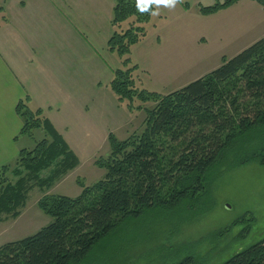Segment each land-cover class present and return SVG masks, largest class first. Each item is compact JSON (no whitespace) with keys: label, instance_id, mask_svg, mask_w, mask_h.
Here are the masks:
<instances>
[{"label":"trees","instance_id":"trees-1","mask_svg":"<svg viewBox=\"0 0 264 264\" xmlns=\"http://www.w3.org/2000/svg\"><path fill=\"white\" fill-rule=\"evenodd\" d=\"M115 1L117 31L107 46L123 67L114 72L110 86L121 101H129L131 110L135 100L157 105L146 110L142 133L124 141L110 135L111 154L97 163L106 170L103 180L92 186L81 183L77 198L45 194L39 200L40 210L52 221L33 236L1 246L0 264H81L126 220L200 196L209 171L235 149L241 136L264 127V37L184 88L168 95L152 93L138 87V66L131 54L147 38L155 6ZM239 1L224 0L199 11L210 16ZM253 1L264 6V0ZM16 112L23 121L20 135L35 139V132L43 131L46 136L33 148L22 149L15 166H0V219L21 216L33 182L51 188L79 165L64 136L44 109L32 106L30 96L18 103ZM58 161L51 176L41 177ZM10 175L19 177L16 183ZM177 264L194 263L187 258ZM222 264H264V239Z\"/></svg>","mask_w":264,"mask_h":264},{"label":"rangeland","instance_id":"rangeland-1","mask_svg":"<svg viewBox=\"0 0 264 264\" xmlns=\"http://www.w3.org/2000/svg\"><path fill=\"white\" fill-rule=\"evenodd\" d=\"M240 13L247 18L248 21H242L247 27L252 23L251 14L258 20L256 11ZM231 14L227 11L210 21L193 19V14L189 19H181L179 13L172 15L170 24L178 38L161 46L156 42L144 43L132 50L133 64L138 66L134 74L138 87L161 95L171 94L217 69L224 58H233L251 46L253 43L248 41L234 43L223 36L230 31L225 22L233 20ZM186 23L190 25V41L184 40ZM204 31L207 32L206 43L199 41ZM116 55L102 51L100 60L95 61L94 75L86 79L82 111L81 102L78 101V105L74 100L73 106L70 99V105L77 111L67 107L63 115L53 116L61 129L58 131L78 156L79 165L51 188L32 183L34 187L28 193L25 208L20 209L21 216L1 217L0 247L35 235L52 221L38 206L45 194L77 198L83 191L81 183L92 186L105 178L106 170L97 163L111 154V134L124 141L144 131L145 112L157 103L135 100L131 110L129 101H121L113 92L110 86L113 70L123 67ZM45 136L43 131L35 132V139L22 135L20 145L33 148L35 141ZM260 155H264V127L241 136L235 149L209 171L206 190L200 196L174 208L157 207L138 218L126 220L81 264H177L187 258L194 264H222L262 241L264 162ZM59 164L58 161L51 169L43 171L41 177L51 176ZM10 178L14 183L19 179L16 175ZM243 217L245 220L233 227Z\"/></svg>","mask_w":264,"mask_h":264},{"label":"crops","instance_id":"crops-1","mask_svg":"<svg viewBox=\"0 0 264 264\" xmlns=\"http://www.w3.org/2000/svg\"><path fill=\"white\" fill-rule=\"evenodd\" d=\"M139 1L153 3L156 9L150 32L139 46L155 42L161 46L178 38L170 24L175 13L181 14V19L193 14V19L210 21L230 11L234 18L225 22L230 31L223 36L234 43L253 44L264 37V6L253 0H240L210 16L202 15L199 7L224 0ZM115 6V0H0V166L11 165L25 149L19 141L23 121L16 112L21 100L30 96L32 106L44 109L60 131L53 116L74 108V100L81 102L82 111L86 79L94 75L95 61L100 60L102 51L116 54L107 46L117 31ZM246 10L258 13V20L249 16L252 23L248 27L242 23L247 18L240 13ZM189 28L186 23L183 31L188 41ZM206 39L207 32L200 33L199 41L206 43Z\"/></svg>","mask_w":264,"mask_h":264}]
</instances>
